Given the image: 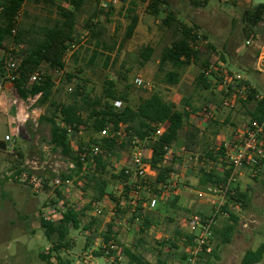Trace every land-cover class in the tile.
Masks as SVG:
<instances>
[{
  "label": "built area",
  "instance_id": "obj_1",
  "mask_svg": "<svg viewBox=\"0 0 264 264\" xmlns=\"http://www.w3.org/2000/svg\"><path fill=\"white\" fill-rule=\"evenodd\" d=\"M245 1L251 3V0ZM25 3L13 18L11 40L0 45V100L7 101L10 98L15 111L12 132L5 135V142L11 147L27 137L32 138L36 133L38 118L45 113L44 106L38 104L36 98L22 97L14 86L15 81L21 77L27 49L26 43L16 40ZM120 4L121 0H100L99 5L108 9ZM63 5L71 8L67 2ZM4 10L5 6L0 2V21ZM81 30L78 27L75 40L68 46L63 58L64 66L50 70L49 74L56 85L68 74L67 60L85 39L86 33L81 34ZM78 38L82 40L79 43ZM251 42L247 41V44ZM190 44L194 50L208 56L201 72L212 83V89L218 95V99L210 101L201 111L194 113L193 118L200 129L216 121L221 111L233 110L250 97H255L256 101L264 99V95L243 73L231 70L217 51L210 49L201 33L192 32ZM259 60L264 66V52L260 54ZM48 72L43 65L39 66L24 78L22 88L31 92L35 85L46 80ZM134 86L148 94H153L156 90L152 81L142 77L134 80ZM74 89L75 84L69 83L68 92L72 93ZM111 104L119 111L127 106L121 100H113ZM58 124L67 131L75 158L59 157L53 165L36 160L27 161L21 169L11 173V177L36 194L45 193L48 187L54 191V198L39 215L41 224H58L69 213L81 216L83 233L90 241V246L76 256V264H98V258L106 264H122L128 247V233L140 235L149 213L156 212L161 204L167 205L181 195V176L187 171L211 172L218 166L225 179L208 190L196 191L198 200L208 206L209 211L184 215L179 219L177 227L191 239L184 245V260L175 264H205L216 249L213 229L217 227L220 216L228 215L224 208L229 196L235 193V185L247 172L254 178L258 177L264 166V116L261 119H250L228 137L221 131L213 150L216 155L221 154L217 162L186 146L166 145L163 160L157 167L151 162L153 146L168 133L170 121L154 123L153 130L143 137L137 134L130 123H121L116 127L109 122L98 134L91 136L86 134L83 125L76 130L61 118H58ZM103 141L112 142L113 146L106 145ZM44 152L48 154V148ZM99 162L108 164L119 178L111 191L96 197L90 190L84 189V182L99 175ZM167 169L166 179L158 181L160 170ZM47 171L52 172L51 177L46 176ZM150 228L149 230L155 231V226ZM156 232L158 233L157 229ZM159 234L158 239L165 244L158 247L163 255L169 257L173 252L169 243L174 239L163 234L162 230ZM69 243L75 246L76 241Z\"/></svg>",
  "mask_w": 264,
  "mask_h": 264
},
{
  "label": "rangeland",
  "instance_id": "obj_2",
  "mask_svg": "<svg viewBox=\"0 0 264 264\" xmlns=\"http://www.w3.org/2000/svg\"><path fill=\"white\" fill-rule=\"evenodd\" d=\"M132 1L138 3L136 11L142 16V27L148 32L145 38L134 37L132 40L125 38L128 25L125 15ZM164 1L167 4L161 5L159 16L151 15L149 8L145 9V3L141 0L121 2L113 15L111 14L108 18L101 15L98 21L103 28L102 41L109 47L113 46L114 51L111 54L101 49L105 56H99L95 63H90L96 42L86 37L85 43L73 53L68 64V73L74 76L72 82L75 87L81 79L87 85V91L93 96H99L102 94L105 82L113 79L120 92L125 91L124 89L130 85L128 93L131 101L135 102L141 96V92L134 86V80L142 77L152 81L156 92L161 93L165 100L177 103L180 109L190 107L198 111L204 108L210 101L218 99L215 98L214 89L204 91L197 84L203 64L207 62V55H202L197 64L193 63L184 68L180 83L176 86L164 84L162 78L165 73L159 71L163 52L178 42L186 29L201 33L231 70L243 74L250 72L251 63L256 60L260 47L264 46V16L263 20L254 26L248 21L245 13L254 11L259 4L264 3V0H253L251 3H246L245 0H210L208 4H205L204 0ZM64 3L65 0H26L24 16L19 26L22 31H30L26 40H33L41 27L54 25L60 19L59 7H65ZM99 4L100 0L88 1L84 12L79 15V30L95 11H100ZM170 12L174 13L178 19L172 27L163 23ZM81 41L79 39L78 43ZM247 41H252L251 45H247ZM147 46L152 47L154 52L150 61L145 63L140 54ZM76 54L77 61L74 57ZM107 55H111L112 58L106 67ZM238 64L244 67L238 68ZM234 68L242 71L234 70ZM170 70L172 66L169 64L165 72ZM48 71V77H52L49 74L50 70ZM252 76V81L264 93V76ZM68 84L66 76L57 85L55 83V97L58 101L70 100L72 93L67 90ZM9 96H11L10 93ZM44 108L43 112L47 113L46 107ZM252 108L253 104H249L247 108L239 106L223 112L221 114V119L225 121L223 126L232 132L237 130L250 120L249 111L253 110ZM14 112L10 98L7 101L0 100V264H57L59 258L56 253L52 254L53 258L50 260H43L41 256L47 255L46 249L54 242L48 238L46 229L39 221V215L48 205L51 197H54V191L48 187L45 193L36 194L26 185L12 178L11 173L21 169L27 161L36 160L53 165L59 157L67 156L63 155L61 150H54L50 144V127L47 124H36V133L32 135V138L27 137L15 147L6 143L5 135L11 134L14 125ZM228 115L230 121L226 122ZM213 133L211 131L210 135ZM207 140L212 142L210 136ZM45 148H48V154L44 152ZM19 149L23 151L19 153ZM45 174L52 176L51 171ZM106 174L112 184V187L107 189L109 192L115 186V182L111 180V171L108 170ZM193 174L187 177L181 176L183 202L177 206H170L165 213L155 215L157 230L164 228L169 231L166 232L168 235H173L181 217L209 211V207L202 204L196 196V191L202 189L198 187V173ZM237 190L247 195L244 203L238 202L237 205L230 206L231 211L239 218L237 229L232 242L220 246L216 254L211 257L210 264H241L246 251L256 249L264 242L263 170L255 178L246 174L241 177L235 185L234 194ZM229 217V215L220 216L219 224L223 226ZM77 230L81 232L82 226L80 225ZM156 237L154 234L152 238L147 237L143 243L139 244V253L143 254L148 261L154 262L158 256L159 242ZM71 238H78V244L71 253L68 252V246L61 247L59 253L62 259L61 264H76L75 255H78L83 248H88L87 243L83 242L77 231L71 232ZM129 261L130 258L127 256L122 264H128ZM96 262L106 264L100 258L96 259ZM259 264H264V259Z\"/></svg>",
  "mask_w": 264,
  "mask_h": 264
},
{
  "label": "trees",
  "instance_id": "obj_3",
  "mask_svg": "<svg viewBox=\"0 0 264 264\" xmlns=\"http://www.w3.org/2000/svg\"><path fill=\"white\" fill-rule=\"evenodd\" d=\"M38 1V0H37ZM44 1V0H42ZM89 0H65L71 8L59 7L60 19L51 26L41 27L36 32L35 38L26 40V36L30 31H22L18 29L16 40L27 44L25 51L24 61L21 67V77L15 81L16 92L24 98L29 96L36 98L38 104L46 107L47 113H44L38 118L36 124H47L50 127V144L54 147V150H61V153L71 159H74L73 152L70 147V140L67 131L60 128L58 124V118H61L67 124L72 125L76 130L78 126H85L87 135L98 134L107 123L112 122L116 127L121 123H130L136 130L137 134L141 137L149 134L153 129L152 125L158 122L170 121L171 126L168 133L159 139L153 146L152 164L157 165L162 162L164 156V147L166 145H173L177 141L180 132L184 129L188 122L189 112L186 110H178L173 102H169L163 98L161 93L155 92L148 94L144 90L140 89L141 96L135 101H131L128 90L131 88L127 86L125 91L120 92L117 89V84L113 79H109L103 86L102 94L99 96H93L91 92L87 91V85L84 81L77 82V86L71 94L70 100L58 101L55 97V81L52 77H47L40 85H35L31 92L22 88L23 80L26 76L33 72L41 65H46L47 70H51L55 67L64 66L63 58L66 54L68 46L76 38L78 32V19L79 15L84 12V8ZM146 3L148 0H141ZM209 0H204L207 4ZM5 6L4 13L0 21V45L11 40V29L14 25L13 18L16 12L23 6L26 0H4ZM99 2V1H98ZM126 3L127 0H121ZM131 7L128 8L125 15L128 21L127 31L125 38L131 39L135 33V30L139 24V16L136 11L138 6L137 1L131 2ZM166 5L164 0H151L149 2V12L153 16H159L161 12V5ZM195 4V2H194ZM199 4V3H196ZM113 12V7L108 9L100 8V11H95L91 17H89L82 27V33H86V37L95 41V48L93 50L90 63H95L99 56H105L101 49L107 50L112 54L114 47H109L104 41H102V24L98 21L101 15L108 18ZM247 19L254 26L263 20L264 16V3L259 4L254 11H247ZM177 17L174 13L170 12L163 20V23L172 27L177 22ZM20 28V27H19ZM193 29H186L183 32L182 38L168 47L162 54L159 62V71L165 73L162 78V82L167 85L176 86L180 83L182 77V71L184 68L190 66L193 62L197 64L202 56L200 51L194 50L190 44ZM81 33V34H82ZM80 34L78 35V37ZM79 41V39H78ZM211 50H215L210 46ZM152 47H145L140 56L142 60L147 63L150 61L153 55ZM75 60H78L76 54ZM111 55H107L106 67L111 61ZM172 66V70L165 72L167 65ZM205 65V63L203 64ZM74 79L71 73L66 75V80L70 83ZM126 79V77H123ZM127 80V79H126ZM197 84L204 90H211L212 83L204 77L201 72L197 79ZM113 100H121L127 103V106L122 111L117 110L112 104ZM249 104H253V110L249 111L250 119H261L264 116V99L256 101L255 97H250L246 101H243L241 107L247 108ZM50 111V112H49ZM35 124V127L37 126ZM198 134L195 129H191L188 132V144L192 147L197 143ZM106 145L113 146L112 142L103 141ZM23 150L19 149V153ZM219 155L208 153L211 160L217 162ZM100 172L99 175L93 179L84 182V189L87 191H94L96 197H101L107 193L108 179H107V165L103 162H99ZM166 171L160 170L158 181L166 179ZM72 176V175H71ZM75 176V175H73ZM66 177V176H64ZM198 187L202 190H208V187L215 186L221 183L225 178L221 170L218 168L211 172L201 171L199 173ZM247 195L241 193L240 190L236 191V194L230 195L228 203L224 208V212L230 217L224 223L222 227H215L213 229L214 238L216 242V249L209 256L207 264H210V259L214 256L220 246L230 244L232 242L234 233L239 223L237 215L231 211L230 203H244ZM177 198L170 201L169 204L176 206ZM167 205L161 204L157 209V213H163L167 211ZM243 205V204H242ZM80 215L76 213H69L65 216V219L58 224L43 223L42 226L46 229L48 238L54 242L53 249L47 255H41L43 260H50L52 254L56 253L59 258V264L62 263V259L59 257L60 249L62 246H68V242H65L70 234L72 227H79ZM156 216L148 214L145 219V227L148 228L149 224H152ZM146 229L141 230V237L137 239L134 249H126V255L130 258L129 264H168L169 257L163 255L158 250V256L156 260L148 261L145 256L139 253V244L143 243L146 238ZM184 234L179 230L176 232V239L170 242L172 250L178 249L177 242L183 241ZM187 241L191 239L188 235ZM185 242V241H184ZM165 243H159L163 245ZM264 259V242L261 243L256 249H250L245 252L241 264H259Z\"/></svg>",
  "mask_w": 264,
  "mask_h": 264
},
{
  "label": "crops",
  "instance_id": "obj_4",
  "mask_svg": "<svg viewBox=\"0 0 264 264\" xmlns=\"http://www.w3.org/2000/svg\"><path fill=\"white\" fill-rule=\"evenodd\" d=\"M210 1V0H209ZM208 1V2H209ZM253 0H251V2H252ZM208 2H207V4H208ZM119 6V5H118ZM117 6V7H118ZM141 7H142V5H140ZM148 6H149V0L145 3V9H148ZM117 7H113V12H112V15H113V13H114V10H116L117 9ZM101 8V7H100ZM138 13V12H137ZM138 16H139V24H138V26H137V28H136V30H135V33H134V35H133V37L131 38V40L134 38V37H140V38H145L147 35H148V32H146L145 31V29L142 27V16H140L139 14H138ZM81 33H82V30H81ZM84 34H85V32H83ZM82 33V34H83ZM85 38H86V34H85ZM85 41H86V39H84V41H83V43H81L82 45L85 43ZM252 43V42H251ZM251 43L249 44V45H251ZM248 45V44H247ZM262 52H264V46H262V47H260V49H259V52H258V55H257V57H256V60L254 61V62H252L251 63V70H250V72H248V73H245L244 72V75L250 80V82L257 88V90L259 91V92H261V90L259 89V87L258 86H256V84L252 81V75H254V76H257V77H259V76H264V66L263 65H261L260 64V60H259V57H260V54L262 53ZM73 55V54H72ZM71 55V56H72ZM71 56L68 58V60H67V67H68V64H69V62H70V59H71ZM194 63V62H193ZM192 63V64H193ZM228 65V64H227ZM238 68H240V67H244V66H241V65H239L238 64V66H237ZM43 68H46L47 69V66L46 65H44L43 64ZM238 68H234V70H240V69H238ZM240 71H242V70H240ZM200 75V74H199ZM204 90V89H203ZM204 91H207V90H204ZM262 93V92H261ZM215 94V98H218V95H217V93L215 92L214 93ZM263 95H264V93H262ZM175 105H176V108L178 109V110H181V111H183V110H186V111H188L189 112V118H188V122L186 123V125H185V127H184V129L180 132V134H179V137H178V139H177V141L176 142H174V144L173 145H175V146H186L188 149H191V150H193V151H196V152H198V153H200V154H203V155H205V156H207L209 159H210V157L208 156V153H214V147H215V143H216V140H217V137H218V135H219V133L221 132V131H224L225 132V134H226V136L228 137V136H230L231 135V133H232V130H228V128L226 127V126H223V124L225 123V121H223V119H221V114H223V112H225V111H227V110H223V111H221L218 115H217V119H216V121H214L213 123H211L210 125H208V126H206L205 128H203V129H200L199 128V126H198V123L194 120V118H193V116H194V113L195 112H199V111H201L203 108H201V109H199L198 111H195V109H191L190 107H183V108H179L178 107V105H177V103H175V102H173ZM230 121V117H229V115H228V117H227V119H226V122H229ZM217 126V127H216ZM215 128V129H214ZM191 129H195L196 131H197V134H198V138H197V143L194 145V146H190L189 144H188V132L191 130ZM214 129V130H213ZM225 129H227V131L225 130ZM211 131H213L214 133L212 134V135H210L211 134ZM210 136V140H212V142H208V140H207V138ZM215 154V153H214ZM119 157H120V153L117 155V158L119 159ZM107 165V171L109 170V171H111V180L112 181H114L115 182V185H116V183H117V179L119 178L118 176H116L113 172H114V170H112V168H110V167H108V164H106ZM263 172H264V166H263ZM196 172H194V174H195ZM198 173V176L197 177H199V173L200 172H197ZM192 174H193V172L192 171H187V172H185L184 173V175L183 176H192ZM193 174V175H194ZM246 175H250V173L249 172H247V173H245ZM245 174L243 175V176H245ZM242 176V177H243ZM107 179H108V186H107V189H109V188H111L112 187V184H110V178H109V176L107 177ZM198 180H199V178H198ZM255 180H257V178L255 179ZM211 187V186H210ZM210 187H208V188H210ZM91 194H93V195H95L96 193H94V191H92L91 190ZM184 191H183V188H182V193H181V195L177 198V201H176V206L177 205H179L180 204V202H183V198H184ZM52 199L54 198V197H51ZM52 199H50V200H52ZM49 203V202H48ZM232 204H235V205H237L238 203H230V206L232 205ZM170 206H172V204H170V205H167V210L169 209V207ZM163 213H165V212H163ZM149 214H151L152 216H153V214H154V216L155 215H157V214H160V213H157V212H151V213H149ZM155 218V217H154ZM80 222H79V226L81 225L82 226V222H81V217H80ZM155 220H156V218H155ZM94 223H96V221L94 222ZM145 224V223H144ZM157 223H155V221L152 223V224H149V227L148 228H146L145 227V225H144V227H143V229H146L145 231H146V238L147 237H150V238H152L153 237V235L154 234H156V239L158 240V242L161 244V242H160V240L158 239L159 238V236H160V230H162L163 231V234H166V235H168L166 232H169V231H166L167 229H159L158 230V233L156 232L155 233V231H156V228H157V225H156ZM151 226H155V231H151V230H149V229H151L150 227ZM217 227H222L221 226V224H219V220H218V225H217ZM176 228V227H175ZM78 229V227L76 228V227H72L71 228V230H70V234H69V236H68V238H67V240L65 241V242H68V249H69V253H71L72 252V249L74 248V247H76L77 246V244H78V238H71V232L72 231H77L78 233H79V236L83 239V242L84 243H87V246H90V241L88 240V239H86L85 238V235H84V233H83V228H82V231L81 232H79V230H77ZM104 230V229H103ZM178 231V228H176L175 229V231H174V234L173 235H168L169 237H174L173 239L175 240L176 239V232ZM139 237H141V234L140 235H136V234H134V233H128V240H127V244H128V247L126 248V249H131V248H134V244L136 245V241H137V239L139 238ZM183 241H179V242H177V245H178V249H177V251H173L172 253H170V255H169V260H168V264H175L176 262H181V261H183L184 260V245H185V243H186V241H187V236L185 237V235L183 236ZM72 240H74V241H76V244H75V246H71L70 245V241H72ZM185 241V242H184ZM158 243V244H159ZM53 246H54V243H51V246L48 248V249H46V250H50L49 251V253L51 252V250L53 249ZM157 247H158V245H157ZM157 247H156V249H157ZM155 248V247H154ZM84 249V248H83ZM82 249V250H83ZM157 250H159V252H161L162 253V251L159 249V247H158V249ZM49 253H47V254H49ZM163 254V253H162ZM77 255H75V257H76ZM127 257V255L125 256V258ZM53 258V257H52ZM130 262V261H129ZM123 263V262H122ZM57 264H59V263H57ZM129 264V263H128Z\"/></svg>",
  "mask_w": 264,
  "mask_h": 264
}]
</instances>
